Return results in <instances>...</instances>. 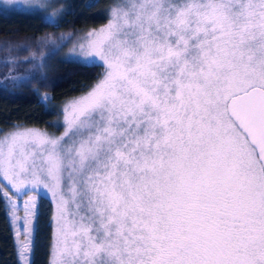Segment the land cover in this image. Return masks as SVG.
<instances>
[{
  "label": "snow or ice",
  "instance_id": "6c2138e0",
  "mask_svg": "<svg viewBox=\"0 0 264 264\" xmlns=\"http://www.w3.org/2000/svg\"><path fill=\"white\" fill-rule=\"evenodd\" d=\"M87 37L84 62L104 72L64 108L63 133L0 140L17 237L43 186L53 264H264V0H123Z\"/></svg>",
  "mask_w": 264,
  "mask_h": 264
},
{
  "label": "trees",
  "instance_id": "16d2710c",
  "mask_svg": "<svg viewBox=\"0 0 264 264\" xmlns=\"http://www.w3.org/2000/svg\"><path fill=\"white\" fill-rule=\"evenodd\" d=\"M111 3L112 0H78L74 9L54 25L44 23L37 15L0 13V133L17 126L61 132L58 113L46 108L42 95H48L54 105L76 98L98 82L103 68L63 61L55 52L80 29L105 24ZM52 214L50 202L39 198L30 264H49ZM0 264H18L9 215L3 206Z\"/></svg>",
  "mask_w": 264,
  "mask_h": 264
},
{
  "label": "rangeland",
  "instance_id": "374dc122",
  "mask_svg": "<svg viewBox=\"0 0 264 264\" xmlns=\"http://www.w3.org/2000/svg\"><path fill=\"white\" fill-rule=\"evenodd\" d=\"M77 1L78 0H47V3L49 5H51V7H48L46 12H44V11L34 12V11H26L24 9H13L12 6H8L7 10L0 8V13L5 14V15H9L10 13H23V14H27V15H37L42 19V21L44 23H47V24H53L48 19L49 16H53L55 18L56 24H57L63 19V17L65 16L66 13H69L71 10L74 9L75 3H77ZM0 2H2V0H0ZM17 3L18 4L22 3V0H17ZM122 3H123V0H112V3L108 9V21L105 24L100 25L96 28L80 29L78 32H76V36L70 42L64 44L61 48H59L55 52L56 57L60 60H63V61H72V62H77V63L83 64V65H93L91 62H89V63L84 62L85 60H88L89 58L84 56V54L80 51L79 45L81 43H84L86 45L87 39H88L87 34L90 31H98L99 29L106 27L112 18V10L115 9L117 6L121 5ZM103 72H104V68H103ZM89 91H87L86 93H84V94H82L76 98L67 100V101H65L61 104H57V105H54L49 101L48 95H46V94L42 95L43 93H40L42 95V101L45 104L46 108L48 110L56 111L58 113L59 119L57 121V125H59L61 127V132L56 133V132H52V131H49V130L43 129V128L17 126L8 132L0 133V140H2L5 136H7L11 133H14L18 130L19 131L35 130L38 132L46 133L50 136L61 135L63 133L64 127H65L64 112H63L64 108L69 103H71L75 100H78L81 97L87 95V93ZM55 125H56V122H55ZM29 196H31L35 199V204H36V207L34 210L35 216L33 217L31 225H30V229H31L30 232L24 233L23 230L21 229V234L19 237H17V228L23 224V218L25 216V213H24L22 206L18 210V215L21 217L20 221L13 222V219H12L10 213H8L10 225L12 227L13 234H14V239H15V244H16V249H17V255H18V263L24 264V259H22L21 255H20V245L21 244H30V251L26 254V258L28 260V264L31 263L32 241H33L36 219H37L38 199L42 197V198H45L46 200H48L50 202V204L52 206V212H53L52 221H51L52 229H53V240H52V247H51L50 261H49V264H53V261L55 258L54 252H55L56 221H55L54 217L56 215V202L52 198L51 192L48 191V189L44 188L43 186H40L35 191L30 192ZM29 196H25L23 200L19 201V203L21 205H23V203L29 199Z\"/></svg>",
  "mask_w": 264,
  "mask_h": 264
},
{
  "label": "crops",
  "instance_id": "0c3cea01",
  "mask_svg": "<svg viewBox=\"0 0 264 264\" xmlns=\"http://www.w3.org/2000/svg\"><path fill=\"white\" fill-rule=\"evenodd\" d=\"M9 215V214H8ZM12 228V227H11ZM12 232H13V230H12ZM13 236H14V234H13ZM14 242H15V239H14ZM15 246H16V244H15ZM17 250V249H16ZM19 264V263H18Z\"/></svg>",
  "mask_w": 264,
  "mask_h": 264
}]
</instances>
